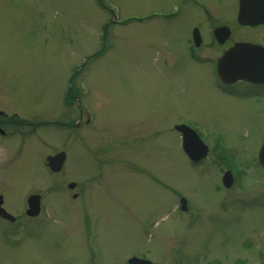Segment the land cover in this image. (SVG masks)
I'll return each mask as SVG.
<instances>
[{
  "label": "rangeland",
  "instance_id": "rangeland-1",
  "mask_svg": "<svg viewBox=\"0 0 264 264\" xmlns=\"http://www.w3.org/2000/svg\"><path fill=\"white\" fill-rule=\"evenodd\" d=\"M102 1L113 15L95 0H0V113L18 125L0 135L2 207L15 218L0 219V264H264V105L220 93L212 76L231 43L206 44L197 63L189 17L198 9L188 0ZM203 2L233 40L264 34L237 27L238 0ZM131 19L144 21L123 25ZM110 23V49L91 59ZM179 125L206 132L203 162L182 151ZM61 151L65 166L52 174L45 159ZM227 163L237 170L230 189L221 186ZM94 174L77 203L68 184ZM31 195L41 197L33 219Z\"/></svg>",
  "mask_w": 264,
  "mask_h": 264
},
{
  "label": "water",
  "instance_id": "water-1",
  "mask_svg": "<svg viewBox=\"0 0 264 264\" xmlns=\"http://www.w3.org/2000/svg\"><path fill=\"white\" fill-rule=\"evenodd\" d=\"M264 0H259V3H263ZM237 22L241 26L253 27L258 24H264V7H253V0H240V8L237 16ZM230 32L227 28L218 29L215 31V37L218 42L223 43L228 39ZM264 50L249 44H236L233 48L227 51L223 57L217 63V74L220 80L226 84H232L238 80H245L249 82L257 83L261 78V74H258L259 68L264 69L261 65L264 63L263 57ZM259 66V67H258ZM182 133V149L187 157L197 162L201 160L207 154V148L200 142L198 137L188 128L179 126L175 128ZM65 155L60 153L52 158L46 159V164L54 172H58L64 162ZM258 161L264 166V142L258 154ZM223 185L230 187L232 184V177L229 173H225L222 178ZM73 188L74 185L69 186ZM39 197L30 196L27 200L28 210L26 215L29 217H35L40 211ZM3 201L0 196V217L13 221V217L8 215L2 208ZM181 210H186V203L181 200ZM129 264H150L148 262L132 259Z\"/></svg>",
  "mask_w": 264,
  "mask_h": 264
},
{
  "label": "flooded vegetation",
  "instance_id": "flooded-vegetation-1",
  "mask_svg": "<svg viewBox=\"0 0 264 264\" xmlns=\"http://www.w3.org/2000/svg\"><path fill=\"white\" fill-rule=\"evenodd\" d=\"M180 1H181L180 2V5H181L185 0H180ZM188 1L192 5H194L196 9H198V10H196V12L194 11L193 13H191V15L189 17L192 20L191 23H189V25L191 26V36H190V42H189L190 43L189 44V55H190V59L192 61H195L197 63H199V62L202 63L200 61L201 58L199 59L198 57L200 56V51H202L205 48L206 44L211 45V46H213L215 44H217L218 46H224V45L226 46V44L231 43L226 49H224L221 52V54L219 55V58L222 56V54L227 49L232 47L235 43H250V44H253L256 46H260L261 48L264 49V34H261V35L259 34L260 36L258 35L257 39H246L245 37H243V38L239 37V38H237L238 40L237 39L233 40L232 38H229L227 40V42H225L223 44H219L218 42L215 41V39L213 37V32L215 31L216 28L223 27L226 25H223V23H220V22H222L221 20L215 21V20H212L211 18H208V17H211V15L203 7V4H204L203 0H188ZM258 6H259V8H263L264 2L260 4L259 0H253V7L257 9ZM238 7H239V2H237V9H238ZM173 14H177V12H175ZM173 14H172V16H174ZM180 14H181V10H180L179 15ZM165 15L170 18V15H167V14H165ZM206 25L209 26V28H210V30L208 32L210 33V31H211V33H210L211 39H208V36L204 35L203 27ZM210 25H213V26H210ZM237 27L243 28L244 30H247V29H252L253 31L256 29L261 30V31L264 30V24L255 25L253 28L240 27L238 25H237ZM194 34H195V39H194ZM195 40L200 42L199 46L194 45ZM263 57H264V53H263ZM261 65L264 67V63H262ZM213 66H215V64ZM212 69H213V73H212L213 75L212 76L214 77L215 83L218 86L220 93L226 94V95L235 94L236 98H245V99H247V101H251L253 104L259 103V104L264 105V83H249L246 81H238L233 85H229V86L223 85L218 81V79L215 75L214 68H212ZM259 72L264 74V69L259 68ZM12 120H13L12 118L8 119L5 115L0 113V135L7 140L12 138L13 134H11V135L5 134L4 130L2 128H5L6 130L18 129L17 123H14ZM77 139H78L80 147H82L85 151H87L88 149H91L90 146L88 145V143H86V138L84 141V135L78 134ZM97 178H98V176L96 174H94L90 180H84L78 184H75L74 190L77 189L78 192H77V194H75L76 197H74V198L77 201V203L87 200L88 196H90L89 188L94 187V185L97 183V181H96ZM262 183H263V181H262ZM259 188L262 189V185H259ZM256 195H259L257 193V191H256ZM84 214H85L87 220L91 218L88 216V211H85ZM86 236L88 237V233H87L86 228H85V237ZM137 257L147 260L146 258H142L141 256H137ZM152 263H154V262H152ZM93 264H94V262H93ZM122 264H124V263H122ZM125 264H127V262H125ZM154 264H162V263L156 262Z\"/></svg>",
  "mask_w": 264,
  "mask_h": 264
}]
</instances>
